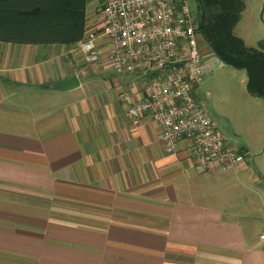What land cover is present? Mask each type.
Instances as JSON below:
<instances>
[{"label":"crops","instance_id":"0c3cea01","mask_svg":"<svg viewBox=\"0 0 264 264\" xmlns=\"http://www.w3.org/2000/svg\"><path fill=\"white\" fill-rule=\"evenodd\" d=\"M79 42L0 41V264H264V234L221 193L246 161L203 171L185 144L166 152L151 116H127L147 82L86 63ZM204 44L207 75L224 64Z\"/></svg>","mask_w":264,"mask_h":264},{"label":"built area","instance_id":"2783aa9c","mask_svg":"<svg viewBox=\"0 0 264 264\" xmlns=\"http://www.w3.org/2000/svg\"><path fill=\"white\" fill-rule=\"evenodd\" d=\"M98 19L100 26L86 30L73 52L88 64L147 82L143 98L127 112L134 125L149 115L160 127L166 152L185 144L203 171L238 170L245 156L226 142L195 99L205 57L189 0H99Z\"/></svg>","mask_w":264,"mask_h":264},{"label":"rangeland","instance_id":"374dc122","mask_svg":"<svg viewBox=\"0 0 264 264\" xmlns=\"http://www.w3.org/2000/svg\"><path fill=\"white\" fill-rule=\"evenodd\" d=\"M243 1L245 10L234 33L248 47L259 48L264 42L261 18L264 0ZM189 3L194 16L200 19L197 0H189ZM203 44L209 47L206 42ZM203 44L201 42L200 46ZM211 55L210 51H205L207 63L212 61ZM195 99L226 142L245 156L248 171L231 187H222L221 193L234 200L237 212H244L241 223L246 234L259 239L264 234V101L248 93L245 71L225 65L205 74L203 82L195 89ZM216 187L220 190L219 185Z\"/></svg>","mask_w":264,"mask_h":264},{"label":"trees","instance_id":"16d2710c","mask_svg":"<svg viewBox=\"0 0 264 264\" xmlns=\"http://www.w3.org/2000/svg\"><path fill=\"white\" fill-rule=\"evenodd\" d=\"M199 31L225 66L245 71L247 91L264 101V42L248 47L234 33L243 0H197ZM85 0H0V41L18 44L77 43L86 33Z\"/></svg>","mask_w":264,"mask_h":264},{"label":"water","instance_id":"95a60500","mask_svg":"<svg viewBox=\"0 0 264 264\" xmlns=\"http://www.w3.org/2000/svg\"><path fill=\"white\" fill-rule=\"evenodd\" d=\"M261 18L264 21V3H263ZM78 85H79L78 79L73 78V79L68 80V81L58 82V83L54 84L53 87L57 91H69V90H72V89L78 87Z\"/></svg>","mask_w":264,"mask_h":264}]
</instances>
